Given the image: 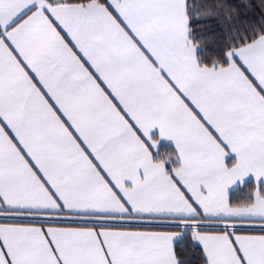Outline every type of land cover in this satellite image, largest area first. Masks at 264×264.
<instances>
[{"label": "snow or ice", "instance_id": "obj_1", "mask_svg": "<svg viewBox=\"0 0 264 264\" xmlns=\"http://www.w3.org/2000/svg\"><path fill=\"white\" fill-rule=\"evenodd\" d=\"M0 264H264V0H0Z\"/></svg>", "mask_w": 264, "mask_h": 264}]
</instances>
